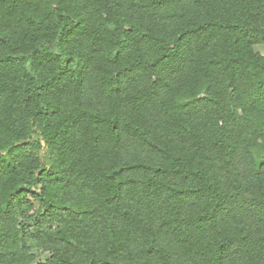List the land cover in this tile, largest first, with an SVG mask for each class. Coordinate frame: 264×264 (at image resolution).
Masks as SVG:
<instances>
[{
    "label": "trees",
    "instance_id": "16d2710c",
    "mask_svg": "<svg viewBox=\"0 0 264 264\" xmlns=\"http://www.w3.org/2000/svg\"><path fill=\"white\" fill-rule=\"evenodd\" d=\"M0 264H264V0H0Z\"/></svg>",
    "mask_w": 264,
    "mask_h": 264
},
{
    "label": "rangeland",
    "instance_id": "374dc122",
    "mask_svg": "<svg viewBox=\"0 0 264 264\" xmlns=\"http://www.w3.org/2000/svg\"><path fill=\"white\" fill-rule=\"evenodd\" d=\"M45 153V151L44 152H42V155ZM46 156V154H44V157ZM35 253H36V255L38 256V259L41 261V262H44L45 260H46V258H47V256L46 255H43L42 253H40V251H38V250H35Z\"/></svg>",
    "mask_w": 264,
    "mask_h": 264
}]
</instances>
